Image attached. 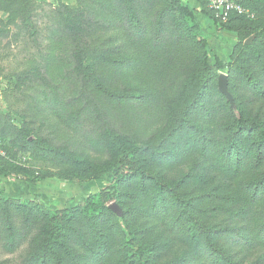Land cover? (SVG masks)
Segmentation results:
<instances>
[{
  "label": "rangeland",
  "instance_id": "obj_1",
  "mask_svg": "<svg viewBox=\"0 0 264 264\" xmlns=\"http://www.w3.org/2000/svg\"><path fill=\"white\" fill-rule=\"evenodd\" d=\"M30 1L33 4L26 6L0 4V137L13 155L0 165V178L16 181L13 185L20 189L15 198L0 196V264H26L32 250L44 243L52 217L61 219L68 229L83 214L94 218L104 229L109 246L105 264H142L134 247L126 241L125 231L119 228L116 215L108 211L110 204L118 202L117 192L126 194L118 203L129 212L127 224L143 247L141 255L151 264H252L264 255L263 246L251 249L246 260L238 253L245 241L242 229L250 221L251 210L233 215L242 212L244 206L228 199L226 176H216L212 161L200 162L195 170L189 167L190 159L185 157L195 148L190 145L189 134L180 129L181 122L178 124L183 113L182 99L169 106L170 120L164 122L153 115L147 119L150 108L138 109L137 96H132L135 103L123 101L121 96L127 87H138L150 106L160 97L158 90L155 95L150 94L151 83L165 84L159 78L162 69L168 71L170 80L166 83L176 85L172 87L175 90L181 86L179 89H184L193 72L200 73L199 81L209 86L202 99L210 94L213 100V131L209 137L224 149L231 137L238 135L243 143L239 171L246 179L255 176L251 179L258 181V185H252L254 190L264 188V146L255 134L250 138L244 132L236 134L230 107L237 108L248 121L264 124V94L245 82L244 73L264 66V0H246L243 8L247 15H237L228 22L218 20L203 0H176L191 12L193 21L178 26L183 30L189 25L190 29L186 28L184 35L172 36L176 47L162 41L151 70L144 62L148 57L135 54L125 44L129 39L124 30L118 31V24L89 0ZM13 10L17 17L12 24V17L8 16ZM129 60L139 64L128 69ZM164 61V66H160ZM77 62L83 68L77 67ZM33 68H40L64 106L71 103L79 109L85 101L84 94L90 90L95 102L91 118L74 117L68 120L70 128L66 129L63 110L48 104L55 95L52 88L35 78L19 86L22 75L31 73ZM252 76L264 79L262 73ZM219 77L226 79L222 91L218 89ZM201 90L196 88L194 93ZM125 109L131 111L129 116ZM110 110L123 121L113 120L111 115L104 131L102 122L97 124L95 113L101 116ZM74 126L78 131L71 128ZM143 128L147 134L141 133ZM84 133H89L97 144L102 145L103 141L108 146L101 155L92 151L95 162H84ZM120 136L124 137L122 141L117 140ZM175 143L185 149L184 158L170 155ZM168 158H174L172 164L166 162ZM104 159L114 161V168L105 170L106 165L100 163ZM141 175L148 186L146 191L139 187ZM42 181L45 190L37 194L31 186ZM22 183L29 187L26 192L21 190ZM157 184L172 189L164 193L170 213L166 220L151 208L150 193ZM174 195L203 210L197 213L199 244L195 248H189L181 230L172 225L176 220ZM27 209L33 210L30 216L24 213ZM75 210L84 213L78 216ZM79 222L83 228L85 221ZM228 229L230 233L226 232ZM84 235L92 244L96 241L94 247L99 244L87 229ZM185 238L189 240L186 235ZM75 240V246L85 251ZM66 246V254L58 249L60 262L72 264L67 254L72 245ZM50 261L53 264L55 260Z\"/></svg>",
  "mask_w": 264,
  "mask_h": 264
},
{
  "label": "trees",
  "instance_id": "obj_2",
  "mask_svg": "<svg viewBox=\"0 0 264 264\" xmlns=\"http://www.w3.org/2000/svg\"><path fill=\"white\" fill-rule=\"evenodd\" d=\"M234 1L240 4L242 7H246V0ZM89 2L91 4H95L96 7H99L102 14L106 15L107 17H111L113 21L118 24V27H116L118 31L124 30V34H126V37L129 39L128 43L125 44L134 50L135 54L143 57L145 56L144 59L148 57V59H145L144 62L148 64V68L150 70L154 65L151 63L153 62L154 57L157 56V51L161 50L162 48V41H169L172 46L176 47L175 43L171 41L172 36L174 35L173 37H175V34L184 35L186 28L190 29L189 25H186V28L183 30L179 29L178 26L180 24H188V21H193L191 12L183 8L181 3H178L176 0H89ZM7 3L10 7L15 5V3H20V5L23 4L25 6L33 4L30 0H0V4L3 6L7 5ZM236 16L237 15H231L226 22L230 21L231 18ZM16 17L17 12H15V10L11 11L10 15L8 16V18H11L12 24L13 18L15 19ZM257 59H259V55L256 53L255 60ZM138 64L139 63L137 60H129L126 68L131 69ZM164 64L165 61L161 63L160 66H164ZM76 66L83 68L81 62H77ZM221 67L224 69L225 65H221ZM162 71L163 73H160L159 78L164 80L165 84L155 85L151 83L152 87L149 89L151 90L150 94L152 93L153 95L156 94L155 90L159 91L160 97L157 99V101L155 100L154 104L149 106L147 99H145L141 91H139V88L135 86L131 88L127 87L126 92H122V99L126 102L131 100L133 103H135V98L132 96H137L136 104L138 109L145 107L150 108L151 113L147 114V119L153 115L154 117L157 116L161 121L164 122H168L170 120L169 106L178 104L180 102L179 99H182L183 113L179 116L178 124L181 122L179 125L180 129L183 128L185 132L189 134L188 137L190 145L195 148L191 152L187 153V156L185 157L190 159L188 162L189 167L191 165V170H195L197 169L200 162L212 161L211 166L215 170L216 176L218 177L219 175H225V178L228 179V188L230 189V192L228 193L227 197L230 202L234 201L235 203L241 205L243 204L244 206L242 212L241 210L239 212H233V215L238 216L246 213L248 210H251L248 213L251 217L250 221L242 229L244 232L242 238L245 241L243 243V247L238 250L241 259L244 258V260H246L250 256L251 249L258 246L264 247V188L261 190L256 188L254 190L252 185H258V181H252L251 179H253L255 176L252 175L251 179H246L243 176V173L239 171V151L240 146H243V143L242 139L238 137V135L231 137L228 145L224 149H220L219 146L209 137V133L213 131V126L210 124L211 119L213 118V100L211 99L212 95L210 94L202 99L203 92L205 91L204 89L209 86L202 85V81H199L200 73H194V70L188 71L190 73L193 72L192 80L186 83L188 85H185L184 89H179L182 87L181 86L177 88L178 90H175L172 89V87L176 85H170L166 83L170 80L169 76L167 75L168 71L166 69H162ZM244 73L245 82L250 84L253 89L264 94V79H261L263 77H261L259 80H256L252 76L253 73H262L264 76V66L260 65L252 72L247 73V71H244ZM29 78L41 79L45 84H47L48 87L52 88L53 86L50 81L48 82L45 79L40 68H33L31 73H24L21 77V80L19 81V86H22L25 81L29 80ZM145 78L149 79V76H146ZM196 88L203 90L200 92L195 91L194 93ZM52 90L54 91L53 93L55 95L50 101H48V104L57 107V109L60 108L63 110L64 113H62V115L64 123L66 124V129L70 128L68 127L70 125L68 120L72 121L74 117L83 115V119L91 118L93 112L90 110H94L92 108H94L93 104L95 102L94 97L90 93L89 86V92L84 94L85 101L77 110L71 103H68L64 106L58 92L55 90V88H52ZM43 96L45 98L48 97L47 93H43ZM90 96L92 97V100ZM230 107L234 113V119L238 129L236 134L238 132H244L246 138H250L255 134V137L258 139V143L264 146V124L259 121L250 122L242 116L241 112H239L237 108L233 109L231 105ZM66 109L69 113V117L66 116ZM134 109L135 107H133L132 110ZM125 112L126 114L129 112L131 113V111L128 109H125ZM111 115H113V120L123 121L122 117H119L117 113L111 110L104 112L101 116L95 113V116L99 121L97 124L99 125L100 122H102L101 125L104 126V128L96 126V129L102 128L104 131H106L108 125L106 121L111 118ZM127 119L129 120L128 117ZM71 128L77 130L76 126ZM147 132L148 131L143 128L141 133L147 134ZM81 138H83L87 143L85 150L81 151L84 157V162H95L94 160L96 157L95 159L92 158V151H95L98 155H101L103 151L108 150V146L106 144L103 145V141L102 145L97 144L93 137L89 135V133H84ZM123 138V136H120L117 140L122 141ZM0 140L1 142H4L1 137ZM2 144L6 156L0 157V165H2L10 157H13L12 153L9 151V145H6V143ZM111 145L114 151L115 147L113 144ZM184 150L185 149L181 144L175 143V150L171 151L170 155L176 156L180 154V156H183L184 158L185 155H182ZM113 151L109 150L110 154H112ZM173 160L174 158H168L166 162L168 164H172ZM258 161L259 160L256 159V163H258ZM100 163H104V165H106L105 170L114 168V161L108 162L106 159H104ZM89 169H91V167H89ZM227 176H231L232 178ZM140 178L141 181H138L139 187L146 191L148 186L145 182V179L142 175ZM203 183L208 182L204 181ZM115 188L118 190L117 187ZM167 190L172 191V189L169 188V185L167 186L157 184L155 190L150 193V199H152V201H150L152 211L163 220H166V216L168 214L170 215L164 200V193ZM127 192L128 191L126 190V193ZM117 195L119 203L122 201L121 198L126 196L125 193L118 192ZM174 200L176 202L173 203L174 210H176V220L172 225L174 228L176 227L181 230V237H183L184 242L188 243L189 248H195V246L199 244V239L196 237V226H198L197 213L203 210L199 209L196 203L192 201H184L177 195H174ZM118 202L115 204L119 206L123 214L121 218L116 216V222L119 228L121 231H125L124 234L126 241L129 245L134 247L142 264H151V262L147 261L141 255L143 247L136 241L137 234L133 232L127 224L126 216L129 215V212L126 213ZM109 206L108 211L112 213V211L109 209ZM24 213L27 216H30L33 213V210L27 209L24 211ZM83 213L84 212L82 210L74 211V214L78 216L82 215ZM78 218V221L74 222V225H70L68 226V229H66L64 222H61V219L52 217V223H48L50 227H48L43 238L44 243L37 245L35 249L32 250V254L28 256L25 263L35 264L36 262L40 261L39 264H51L50 258H54L55 261L53 264H66L60 262L61 258L58 255V249H61L63 253L66 254V244L70 243L72 245V249L68 248L67 254L72 264H105L106 260L109 259V254L107 253L109 246L105 243L104 229L99 227L98 223L94 221V218L87 214H83L82 218ZM79 220L85 221L83 228ZM85 229L91 232L93 237H95V240L96 237L98 238L99 244L96 247H94V243H96V241L92 244L91 240H89L84 235ZM226 232L230 233L231 231L228 229ZM185 235L189 237V240L185 238ZM75 238L78 240V243L84 247L85 251H82L80 248L75 246ZM54 245L56 246L53 248ZM46 250L48 252H45ZM252 264H264V255L257 257Z\"/></svg>",
  "mask_w": 264,
  "mask_h": 264
},
{
  "label": "built area",
  "instance_id": "obj_3",
  "mask_svg": "<svg viewBox=\"0 0 264 264\" xmlns=\"http://www.w3.org/2000/svg\"><path fill=\"white\" fill-rule=\"evenodd\" d=\"M208 8L213 12L214 16L226 22L231 15H247L246 9L234 0H203ZM6 153L0 140V157H5Z\"/></svg>",
  "mask_w": 264,
  "mask_h": 264
},
{
  "label": "crops",
  "instance_id": "obj_4",
  "mask_svg": "<svg viewBox=\"0 0 264 264\" xmlns=\"http://www.w3.org/2000/svg\"><path fill=\"white\" fill-rule=\"evenodd\" d=\"M17 183L16 181L14 180H6V179H3V178H0V196L2 197H7V198H15L17 197V192L18 190H20L19 188H15V185H13V183ZM41 184V185H39ZM43 181L34 185V186H31L32 189L36 190L35 192L38 194V193H41L42 190H45L42 186H43ZM22 189L23 192H26L27 189H29V187H27L26 185H24L22 183ZM26 189V190H25Z\"/></svg>",
  "mask_w": 264,
  "mask_h": 264
},
{
  "label": "water",
  "instance_id": "obj_5",
  "mask_svg": "<svg viewBox=\"0 0 264 264\" xmlns=\"http://www.w3.org/2000/svg\"><path fill=\"white\" fill-rule=\"evenodd\" d=\"M247 43V42H246ZM226 85V79L225 77H219L218 79V89L220 91L224 90ZM109 209L114 213L118 218H121L123 216L122 210L119 208V206L115 203L111 204L109 206Z\"/></svg>",
  "mask_w": 264,
  "mask_h": 264
}]
</instances>
